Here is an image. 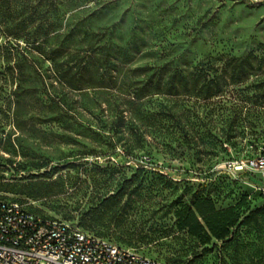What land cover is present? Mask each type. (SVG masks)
I'll use <instances>...</instances> for the list:
<instances>
[{
  "label": "rangeland",
  "instance_id": "374dc122",
  "mask_svg": "<svg viewBox=\"0 0 264 264\" xmlns=\"http://www.w3.org/2000/svg\"><path fill=\"white\" fill-rule=\"evenodd\" d=\"M70 4L63 10L77 24V34L102 37L111 49L130 46L158 53L141 64L188 70L214 66L216 71L206 74L220 76L223 64H207L204 58L260 55L264 46V0H86L75 11ZM263 82L264 68L252 70L243 84L229 87V95L252 96L256 91L250 85ZM200 104L193 119L183 115L182 134L175 119L167 118L154 127L142 150L127 142L106 147V162L71 157L81 147L66 143L59 132L14 150L5 147L1 154L9 158L15 153L16 158L0 173L7 183L0 199L162 264H264V178L231 167L262 151L264 115L257 109L253 114L247 108L236 111L231 104ZM184 133L195 134L201 143L171 152L173 138ZM223 134L229 140L214 151L212 135ZM162 142L172 150L161 148ZM24 157L47 162V169L18 172ZM194 195L209 197L217 211L233 208L239 216L225 240L195 238L176 228L177 212Z\"/></svg>",
  "mask_w": 264,
  "mask_h": 264
},
{
  "label": "trees",
  "instance_id": "16d2710c",
  "mask_svg": "<svg viewBox=\"0 0 264 264\" xmlns=\"http://www.w3.org/2000/svg\"><path fill=\"white\" fill-rule=\"evenodd\" d=\"M84 2L0 0V173L7 172L16 158L15 153L4 157L3 148H21L26 142L45 140L58 132L66 143L81 147L71 157L101 158L106 162L110 159L106 147L127 142L134 150H142L154 127L167 118L175 119L174 127L182 134L180 120L183 115L193 119L200 103L231 104L236 111L247 108L251 114L257 109L264 115V82L250 85L256 93L243 99L230 96L229 90L230 86L243 84L252 70L264 68V46L260 55L252 52L228 59L204 58L207 64H223L220 76L206 74L216 71L214 66L188 70L141 64L140 60L158 53L130 46L111 49L102 37L75 32L77 24L71 23L63 8L70 4L75 11ZM214 99L217 102L210 103ZM184 134L183 138H173V151L164 142L161 148L175 153L184 144L201 143L195 134ZM212 136L214 151L230 137ZM24 159L18 163V172H39L48 166L45 161ZM25 179L21 177L20 181ZM27 179L37 177L29 175ZM0 180L1 188L7 183H3L2 175ZM177 217L179 231L220 241L228 237V230L239 220L233 208L217 211L209 197L199 195H194Z\"/></svg>",
  "mask_w": 264,
  "mask_h": 264
},
{
  "label": "built area",
  "instance_id": "2783aa9c",
  "mask_svg": "<svg viewBox=\"0 0 264 264\" xmlns=\"http://www.w3.org/2000/svg\"><path fill=\"white\" fill-rule=\"evenodd\" d=\"M237 172L264 178V147ZM0 264H162L130 249L87 235L62 221L40 217L24 205L0 199Z\"/></svg>",
  "mask_w": 264,
  "mask_h": 264
}]
</instances>
